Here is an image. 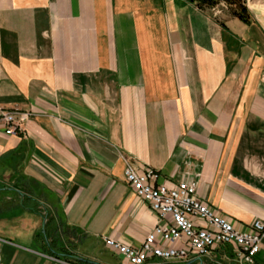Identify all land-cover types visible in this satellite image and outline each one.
Here are the masks:
<instances>
[{
	"label": "crops",
	"instance_id": "obj_1",
	"mask_svg": "<svg viewBox=\"0 0 264 264\" xmlns=\"http://www.w3.org/2000/svg\"><path fill=\"white\" fill-rule=\"evenodd\" d=\"M247 2L250 24L189 0H0V108L29 113L0 122V264H130L102 237L138 246L156 216L126 163L196 181L236 229L264 218V0ZM236 247L147 264H264V238L250 263Z\"/></svg>",
	"mask_w": 264,
	"mask_h": 264
},
{
	"label": "built area",
	"instance_id": "obj_2",
	"mask_svg": "<svg viewBox=\"0 0 264 264\" xmlns=\"http://www.w3.org/2000/svg\"><path fill=\"white\" fill-rule=\"evenodd\" d=\"M29 116L26 111L0 108V122L7 134H17L20 122ZM124 179L146 201L156 216L155 225L138 246L127 245L104 236V242L130 264H145L149 259L187 261L208 254L213 246L233 243L240 262H253L264 238V218L251 223L252 230L236 229L230 218L223 217L195 197L197 182L181 179L173 185L157 182L158 173L152 168L137 172L126 163ZM152 182L154 184H152ZM167 217L171 220L168 221ZM185 240L181 248H163L154 242ZM0 241H5L0 237Z\"/></svg>",
	"mask_w": 264,
	"mask_h": 264
},
{
	"label": "trees",
	"instance_id": "obj_3",
	"mask_svg": "<svg viewBox=\"0 0 264 264\" xmlns=\"http://www.w3.org/2000/svg\"><path fill=\"white\" fill-rule=\"evenodd\" d=\"M198 4L199 6H211L220 0H190ZM227 2L233 8V15L237 16L239 19L248 22L249 13L245 6V0H223Z\"/></svg>",
	"mask_w": 264,
	"mask_h": 264
},
{
	"label": "rangeland",
	"instance_id": "obj_4",
	"mask_svg": "<svg viewBox=\"0 0 264 264\" xmlns=\"http://www.w3.org/2000/svg\"><path fill=\"white\" fill-rule=\"evenodd\" d=\"M190 1V0H189ZM191 2H193V1H191ZM198 5V4H197ZM199 6V5H198ZM245 6L247 7V9H248V13H249V16H250V18H249V21L248 22H245V21H243V23H245V24H250L251 23V21H252V13H251V10H250V8H249V6H248V2H247V0H245ZM199 7H210V8H212V9H214V12H215V14H220L222 11H226V12H229V14L231 15V16H234V17H237V16H235V15H233V8L227 3V2H225V1H223V0H220V1H218L217 3H215L214 5H211V6H199ZM238 18V17H237ZM124 170V169H123ZM7 184V183H6ZM4 182H2L1 180H0V187L1 186H5L6 185ZM129 184V183H128ZM8 186H10L9 184H8ZM0 205H1V199H0ZM0 210H1V207H0ZM45 218H47L48 219V216L47 215H45L44 216ZM111 235V234H110ZM104 236H106V235H104ZM103 236V237H104ZM102 237V239H103V241H104V238ZM150 260V259H149ZM148 260V261H149ZM188 260H190V259H188ZM187 260V261H188ZM147 261V262H148ZM147 262L145 263V264H147ZM181 262H185V261H181Z\"/></svg>",
	"mask_w": 264,
	"mask_h": 264
},
{
	"label": "water",
	"instance_id": "obj_5",
	"mask_svg": "<svg viewBox=\"0 0 264 264\" xmlns=\"http://www.w3.org/2000/svg\"><path fill=\"white\" fill-rule=\"evenodd\" d=\"M17 187V186H16Z\"/></svg>",
	"mask_w": 264,
	"mask_h": 264
}]
</instances>
